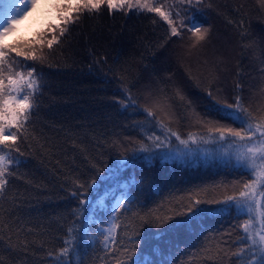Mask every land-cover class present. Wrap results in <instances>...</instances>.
Returning <instances> with one entry per match:
<instances>
[{"label":"trees","instance_id":"obj_1","mask_svg":"<svg viewBox=\"0 0 264 264\" xmlns=\"http://www.w3.org/2000/svg\"><path fill=\"white\" fill-rule=\"evenodd\" d=\"M192 8L196 18L206 17L208 21L214 9L222 21L215 37L222 34L244 45L237 57L241 62L236 61L241 64L240 81L232 79L224 88L225 82L210 77L209 71L200 72L201 76L186 66L181 71L188 73L190 82L184 87L179 81L174 83L172 73H177L178 67L168 69L170 61L158 67L155 61L165 54L197 56L206 44L198 43L191 51L186 46H170L169 34L159 26L154 12L127 7L109 11L106 5L99 13H84L70 25L62 43L54 45L49 60L36 65L43 87L39 108L28 125L34 139L28 142L31 148L21 146L22 157L13 153L22 163L11 166L15 174L9 177L5 197L0 199V217L11 226L10 231L0 224V264H58L55 257L65 247L64 241L70 239V227L80 230L74 233L80 239L79 248L71 254V264H116L122 258L121 245L127 244L133 229L142 233V246L134 257L137 264H244L232 255L242 246L237 242L243 235L239 225L247 219L243 212L209 211L186 230L167 234L150 225L142 226L139 220L146 215H170L190 198L223 200L238 196L243 185L253 179L237 162L235 146L200 139L207 136V130L193 123L200 111L191 112L188 104L192 105L190 98L196 97L208 107L204 119L224 122L216 111L223 103L216 104L207 91L221 102L222 94L228 97L231 90L238 92L234 97L239 95L254 116L264 115V78L255 85V66L264 69V45L254 54L260 56V65L254 58L242 62L249 39L264 36V6L260 0H207ZM241 18L247 25L243 37V29L237 27ZM170 42L175 40L170 37ZM44 51L50 50L45 47ZM32 63L29 61V65ZM149 68L152 78L145 76L144 70ZM208 80L215 84L206 83ZM246 80L252 84L243 92ZM177 89L184 101L176 96ZM154 91V98L174 99L179 111L188 115L184 126L191 128L196 143L189 141L186 147L171 137V143L165 141L162 148L140 150L141 141L151 148L148 137L153 134L165 139L156 118L144 111L151 105L148 99ZM186 91H192V96ZM129 94L134 104L128 101ZM227 122L240 127L238 122ZM171 128L188 139L181 125ZM98 160L103 161L99 173L92 168ZM93 178L96 185L82 195L84 189H79L77 182L87 183ZM74 191L77 196L72 195ZM122 196L130 201L129 210H121L113 219V208ZM81 199L91 203L81 205ZM78 208L79 215L75 212ZM112 224L119 225L113 233L115 243L106 245L100 229ZM254 224L259 228L258 220Z\"/></svg>","mask_w":264,"mask_h":264},{"label":"snow or ice","instance_id":"obj_2","mask_svg":"<svg viewBox=\"0 0 264 264\" xmlns=\"http://www.w3.org/2000/svg\"><path fill=\"white\" fill-rule=\"evenodd\" d=\"M6 2L8 7L0 18V199L5 197L9 177L15 174L11 166L19 167L22 163L18 157L13 156V153L22 157L24 152L21 146L27 144V147L31 148L28 142L34 139L29 133L28 125L39 108L38 97L42 95L43 87L42 74L37 71L36 65H44L49 60L51 50L54 45L62 43V38L69 32L70 25L77 23L84 13H99L102 6L106 5L109 11L127 7L157 13L167 22L172 37H181L180 29L185 27L183 21L177 25L169 12L163 11L161 7L153 6L151 0H6ZM181 2L196 6L202 4L203 0H181ZM260 3L264 6V0H260ZM38 10H42L46 20L43 27L47 31H38L31 40L18 38L9 42L8 37L15 33L17 25ZM237 27L243 29L242 37L247 34V25L243 18L238 22ZM189 31H192L197 43L206 41L210 34L209 28L202 29L198 24H192ZM45 46L50 50L48 53L44 51ZM28 61L33 63L29 65ZM175 94L181 101L185 100L179 89ZM207 95L216 104L221 103L211 90L207 91ZM127 99L135 103L130 94ZM117 102L125 108L128 107L124 100ZM170 108L171 105L163 98L156 97L152 104L144 109L149 117L156 118L165 132V139L162 140L160 136L153 134L148 137L152 142L151 148L142 141L139 142L141 151L149 152L151 149L162 148L165 141L171 143V137H175L186 147L189 141L197 142L194 134H189L188 139L185 140L168 126L172 122ZM216 111L221 114L223 120L238 122L240 127L222 123L219 119L198 117L197 123L207 130V136H201L200 139L205 143L219 142L228 143L229 147L235 146L237 162L248 169L253 179L243 185L244 190L240 191L238 196H226L223 200L190 198L187 204H181L170 215L164 217L146 215L139 217V220L142 226H153L157 230H163L165 234L179 233L209 211L230 213L235 209L243 212L247 219H243L239 225L243 235L237 243L242 246L238 247L232 255L241 259L244 264H264V191H261L264 189V115L254 116L248 108L243 106L239 95L235 97L233 104L224 103ZM158 112L164 113L167 122L158 116ZM102 166V160L92 164V168L96 169L97 173L101 171ZM96 183L97 179L93 178L87 183L77 182V187L84 189L82 195H87V188H93ZM72 195L77 196V192H72ZM90 203L88 199L80 200L81 205ZM201 204H218L221 207L202 208ZM129 205L130 201L122 196L113 208V219L117 218V213L121 210H129ZM75 212L79 215V208ZM254 220L259 221V228L255 226ZM0 224H4L11 231V226L5 224L2 217H0ZM82 224L83 221H81ZM117 227H119L118 224H112L100 229L99 234L103 236V243L106 245L115 243L113 233ZM78 231L80 230L73 227L68 229L70 239L64 241L65 247H62L55 257L58 264H71V254L79 248L77 241L80 237L74 235ZM127 240V244L121 245L119 251L122 258L117 259L116 264H137L134 257L138 255V249L142 246V233L133 229L127 236ZM49 255L51 256L52 253ZM61 258L64 260L61 261Z\"/></svg>","mask_w":264,"mask_h":264},{"label":"rangeland","instance_id":"obj_3","mask_svg":"<svg viewBox=\"0 0 264 264\" xmlns=\"http://www.w3.org/2000/svg\"><path fill=\"white\" fill-rule=\"evenodd\" d=\"M205 1H207V0H203V2H205ZM151 3L153 6L161 7V9L163 11L169 12L177 25H179L181 23V21H183L185 24V27L180 29L181 37H172L170 35V29H169L167 22L164 21L157 13H155L158 16L157 22H158L159 26H164L167 34H169V36H168L169 38L167 39V41H168L167 43H169L168 45H170V46L171 45H176L178 47H185L186 46L187 50L189 49V51H191L193 45L198 44L196 41V38L192 34V31H189V28H191L192 24H198L202 27V29L203 28H209L210 29V34H209L208 38L206 39V41L200 42L202 44H204V43L206 44V46H205V48H203L201 54H199L197 56H193V55L192 56H185L186 54H184L185 58L182 57V53H178L175 55L174 54H165L161 58L157 59V61H155V64H157L156 66H158V67H161L162 64L165 65L164 61H170V63H171V67H168V69H173L172 66L174 68L178 67L177 71L179 73L178 72L172 73V80L174 83H178V81H179L180 83L184 84L183 85V87H184L186 84H188L190 82V79H187L188 73L181 71L183 68L185 70L186 66H189L192 70L196 71V74H197V72H199V74H201V76H203V74L200 72L209 71L208 73H209L210 77L213 76V78H215V80L217 77V80H219V82L220 81L225 82V84H224L225 86H223L224 88H226L228 84H231L230 81L232 79L238 80V81L241 80L240 73L238 74V72L240 71L239 68L241 67V64H237L236 61L239 60L237 58L238 53H239L240 48H242V46H244V45L238 44L236 38H234V39L231 37L229 38L227 36H223L222 34L216 35V37H215V34L219 30V26L221 25L222 21H220L221 19H219V17L215 14L214 9L211 11L210 20L208 21L206 19V21L201 22L197 18L196 19L193 18V14L189 11L191 6H189L185 3H182L181 0H151ZM7 7H8V4H7L6 0H0V18H2ZM192 9H194V8H192ZM177 13L179 15H177ZM223 21L227 22L225 17H224ZM45 23H46V20L43 16L42 10H38L37 12H34L32 15L25 18L19 25H17V29H16L15 33L8 37V41L11 42L12 40H16L18 38H22L24 40H31L34 38V34H36L38 31H41V30L47 31V29L43 27ZM262 32H264V29L262 30ZM170 37L172 39H174L175 42H170ZM224 37H226V38H224ZM253 38H254V40H253ZM253 38L249 39L250 46H248V48L247 47L243 48L246 51H244V53H243V57H242L243 61L242 62L251 60L250 58H254L255 60H257V62L256 61L255 62L259 64L260 62H258V61L260 60V56H254V54L259 53L258 49L260 50L262 48V46L264 45V36H260V40H257L256 37H253ZM167 43L164 44V47L167 46ZM250 50L252 52H249ZM162 53H167V51H163ZM165 57L168 60H165ZM186 58L188 59V61L186 60ZM17 59H20V58H17ZM238 62L240 63L241 61H238ZM27 63L29 64V61ZM144 68H146V67H144ZM155 68H157V67H155ZM234 68H237V69L234 70ZM149 69L144 70L146 78H152L151 77V69L150 70ZM262 69H258L255 66V70L258 71L257 72L258 75L255 77V85H260L262 82L261 81L262 77L264 78V71H262ZM260 73L263 75H259ZM207 79H209V78H207ZM152 83H155V79H152ZM206 83H208L210 85H214L215 81H213V80L209 81L208 80ZM251 84H252L251 81L246 80L245 84H244L243 92H244V90L247 91V89L249 88L248 85H251ZM156 89L157 88H155L154 90H156ZM155 93L156 92L154 91L152 96L150 94V97L152 98L151 100L148 99L151 102V104H152L153 100L155 99L154 98ZM190 93L192 94V91H186V94L188 96L191 95ZM237 93L238 92L235 93V92L230 90L228 97L225 96L224 94H222L221 103H223V104L228 103L229 104L228 99H230L231 101H234L235 100L234 95H236ZM246 95L244 94L245 98L247 97ZM190 99H192L190 101V103L192 105L188 104V106H189L188 108H190L191 112H193V113L200 111L198 113L197 118L198 117L204 118L208 114V111H205V110H208V107H206L205 105H201L199 103V100H197L196 97H194V98L192 97ZM143 101L146 103L145 100H143ZM166 102L171 105L170 113H171V117H172V122L169 123V126H171V127L175 126L176 127V126L181 125V127L183 128V129H181L182 131H185V133L188 135L191 134L190 133L191 128L186 129V127L184 126V125H186L185 122L188 120V118H186L185 116H188V115H186L183 111L182 112L179 111L180 109L175 105L174 99H173V101H170L167 99ZM204 112H206V114ZM196 115H197V113H196ZM158 116L163 117L167 122V118L164 116V113L158 112ZM195 117H193L192 119H194ZM197 118H196V120L193 121V123H195V125L197 124ZM207 118H208V116H207ZM222 123L230 124L227 121H224ZM230 125L233 126L232 124H230Z\"/></svg>","mask_w":264,"mask_h":264}]
</instances>
